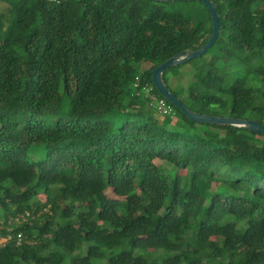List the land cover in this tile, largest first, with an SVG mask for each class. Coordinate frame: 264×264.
Returning <instances> with one entry per match:
<instances>
[{"label": "trees", "instance_id": "16d2710c", "mask_svg": "<svg viewBox=\"0 0 264 264\" xmlns=\"http://www.w3.org/2000/svg\"><path fill=\"white\" fill-rule=\"evenodd\" d=\"M0 1V264H264V141L248 139L264 136L169 102L190 130L168 129L125 88L163 99L151 70L207 42L205 7L194 25L147 0ZM210 1L190 103L164 81L194 112L264 125V0ZM234 57L248 71L230 82Z\"/></svg>", "mask_w": 264, "mask_h": 264}, {"label": "rangeland", "instance_id": "374dc122", "mask_svg": "<svg viewBox=\"0 0 264 264\" xmlns=\"http://www.w3.org/2000/svg\"><path fill=\"white\" fill-rule=\"evenodd\" d=\"M0 9L4 14H6V5L4 2L0 1ZM165 9L169 12L173 13H180L185 17L192 18L193 21L197 20L198 17L202 16L203 19H206V13L204 11V6L196 1H184V2H170L166 3ZM194 25L197 23V21L193 22ZM214 52V49H212L209 54L211 55ZM216 53L212 54H218L221 55L220 57H223V52L215 51ZM235 63H231L228 66H224L223 64H220V71L218 73L223 74L226 76V78L231 79V81L235 79H243L244 76H247L248 66L243 65L240 63V60L236 57ZM200 59H193L191 62H187L185 64H182L180 66L172 68L168 73L164 75V80L166 81L168 87L176 93V95L179 96L186 104H189L190 101L186 99L185 92L182 91V89H187V86L189 85V81H193V73L195 72V65H199ZM198 63V64H196ZM149 67V64L147 63H138L136 65L137 73L141 74L143 71H145ZM254 88L258 89L259 84L258 82H253ZM182 87V88H181ZM126 92L128 93L130 90L134 91L132 88V84L129 83L125 86ZM184 89V90H185ZM142 96H146V92L142 90L140 92ZM264 102V101H263ZM149 110L150 115L154 118V120L164 127L168 129L173 130H179L183 132H187L190 130V127L181 121L179 118V115L173 111V113L170 116L161 115L154 108H150ZM54 119L52 118V121L49 124H53ZM217 134L224 136V131H217ZM249 140L259 142L264 141V139L260 136H249ZM158 163V162H156Z\"/></svg>", "mask_w": 264, "mask_h": 264}, {"label": "water", "instance_id": "95a60500", "mask_svg": "<svg viewBox=\"0 0 264 264\" xmlns=\"http://www.w3.org/2000/svg\"><path fill=\"white\" fill-rule=\"evenodd\" d=\"M150 2L170 3L196 1L201 3L208 11L211 20V33L207 42L199 49L194 51H182L175 54L171 58L157 65L151 70V84L158 94L171 105H173L188 120L200 125H210L218 127H233L245 131L253 132L264 136V125L251 119H238L233 117H221L208 114H201L190 110L181 100L173 94L167 87L163 73L167 69L178 67L193 59L203 56L215 44L220 27V13L218 6L210 0H147Z\"/></svg>", "mask_w": 264, "mask_h": 264}, {"label": "built area", "instance_id": "2783aa9c", "mask_svg": "<svg viewBox=\"0 0 264 264\" xmlns=\"http://www.w3.org/2000/svg\"><path fill=\"white\" fill-rule=\"evenodd\" d=\"M139 82H140L139 77H136L134 79V82H133V85H132L133 90L135 92L136 91L141 92L142 90H144L146 92V94H147L145 97L149 98V101H148L149 102V104H148L149 107L150 108H154L156 110V112H158L161 115L170 116L173 113V109H172L171 105L168 104L166 100L158 99L155 96H153L150 93V88L148 86L140 88L139 87ZM44 211L46 212V210H44ZM9 241H11V237L10 236H5L3 238H0V247H5V245H7L9 243ZM20 241H21V239H20V235H19L18 236V243H20Z\"/></svg>", "mask_w": 264, "mask_h": 264}]
</instances>
